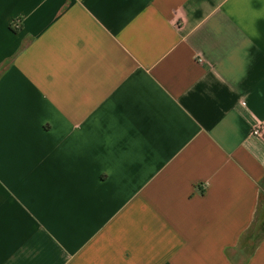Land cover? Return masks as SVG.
I'll use <instances>...</instances> for the list:
<instances>
[{
	"label": "crops",
	"instance_id": "crops-1",
	"mask_svg": "<svg viewBox=\"0 0 264 264\" xmlns=\"http://www.w3.org/2000/svg\"><path fill=\"white\" fill-rule=\"evenodd\" d=\"M264 0H0V264H264Z\"/></svg>",
	"mask_w": 264,
	"mask_h": 264
},
{
	"label": "trees",
	"instance_id": "trees-1",
	"mask_svg": "<svg viewBox=\"0 0 264 264\" xmlns=\"http://www.w3.org/2000/svg\"><path fill=\"white\" fill-rule=\"evenodd\" d=\"M264 186V181L262 182ZM263 188V187H262ZM264 191L262 190L259 197L258 209L256 212L255 219L252 223V226L247 231L244 236L242 245L244 250L243 254H249L263 238H264Z\"/></svg>",
	"mask_w": 264,
	"mask_h": 264
},
{
	"label": "built area",
	"instance_id": "built-area-1",
	"mask_svg": "<svg viewBox=\"0 0 264 264\" xmlns=\"http://www.w3.org/2000/svg\"><path fill=\"white\" fill-rule=\"evenodd\" d=\"M263 131H264V125L260 123L253 127L252 134L256 136H261Z\"/></svg>",
	"mask_w": 264,
	"mask_h": 264
},
{
	"label": "rangeland",
	"instance_id": "rangeland-1",
	"mask_svg": "<svg viewBox=\"0 0 264 264\" xmlns=\"http://www.w3.org/2000/svg\"><path fill=\"white\" fill-rule=\"evenodd\" d=\"M263 188H262V190L264 191V186H262ZM264 215V214H263Z\"/></svg>",
	"mask_w": 264,
	"mask_h": 264
}]
</instances>
